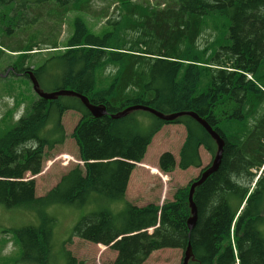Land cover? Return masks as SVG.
Returning <instances> with one entry per match:
<instances>
[{
	"label": "trees",
	"instance_id": "trees-1",
	"mask_svg": "<svg viewBox=\"0 0 264 264\" xmlns=\"http://www.w3.org/2000/svg\"><path fill=\"white\" fill-rule=\"evenodd\" d=\"M93 1L0 0V70H32L42 91H71L109 112L95 118L75 95L29 97L18 82L33 88L26 74L1 80L0 95L15 105L0 121V206L34 209L40 218L38 226L15 231L20 255L14 263L59 264L53 254L55 219L45 209H82L94 202L100 208L80 220L69 242L76 237L109 247L117 253L112 264H145L155 251L185 253L189 245V264H264V0H111L118 15L107 20L104 32L92 31L76 16L60 46L65 17L72 11L91 14ZM43 49L48 58L31 69ZM52 81L54 88L44 90ZM23 103V114L13 122ZM139 105L165 115L193 112L225 142L219 170L195 190L198 221L192 232L189 193L197 178L162 206L128 201L129 182L166 125H183L187 136L178 160L171 152L159 157L164 174L201 168L200 149L215 156L217 142L189 115L163 121L138 110L111 118ZM69 110L81 114L72 138L83 166L37 197L36 180L26 176L41 174L47 153L64 144ZM47 128L54 139L44 134ZM142 166L168 179L157 167ZM108 202L125 207L114 213L101 205ZM64 255L65 264H85L66 249Z\"/></svg>",
	"mask_w": 264,
	"mask_h": 264
},
{
	"label": "rangeland",
	"instance_id": "rangeland-1",
	"mask_svg": "<svg viewBox=\"0 0 264 264\" xmlns=\"http://www.w3.org/2000/svg\"><path fill=\"white\" fill-rule=\"evenodd\" d=\"M151 1L154 2V0ZM48 2L49 0H47L46 3ZM108 6H110L108 17L104 18V12H106ZM114 8L115 4H112L111 0H94L93 12L91 14L84 15L82 13H78L77 11L68 13L58 34L59 45L63 46L67 38L72 34L73 20L76 16H82L83 19L87 21L90 29L100 34L106 30L108 19L117 18V13L115 15L112 14L114 12ZM37 27L39 26H35L33 29L35 30L34 34ZM204 41L205 39L203 42ZM38 48H45V46L41 45V47ZM44 50L46 49H43V51H41L42 53L34 55L32 59L33 63L28 65L31 69H34L36 63L48 58L49 53ZM37 51L38 50L36 48L34 52ZM54 71L57 72V69H54L53 72ZM0 72H3L4 74V69L0 70ZM18 82L25 91V94L29 97H32L33 94H35L31 86H27L26 83H23V81ZM54 83V81L51 83H45L43 89L50 91L54 88ZM1 87L2 84L0 79V88ZM14 105L15 100L12 97L8 95H0V121L5 112L13 108ZM25 105L26 103H23L21 107L16 110L13 122H16L23 114ZM80 119L81 114L76 111L69 110L65 113L63 117V127L66 137L64 144H56L55 147L47 153L48 157L43 163L41 174L37 176L27 174V179L33 178L36 180L37 197L45 196L56 185H58L64 175L77 165L80 164L83 166V162L80 160L79 147L75 139L72 138V133ZM149 120L150 119H148V121ZM143 125H148V123ZM143 125L142 127L145 128L146 126ZM51 130L52 128H47L44 134L48 136V138L54 139L55 136L53 133H49ZM186 136V129L183 125H166L154 137L148 148L145 160L143 163L137 164L132 173L129 200L142 207L151 203L161 206L164 201L173 200L174 194L178 188L187 186L191 181L201 175L202 169L212 165L215 156L211 155L204 148H201V168H189L188 170L176 169L170 174H164L159 170V157L164 152H171L177 160L179 159V153L183 143L185 142ZM143 164L157 167L160 173L168 179L164 180L161 175L153 174L149 169L143 167ZM142 170H145L146 174H142ZM101 205H104L114 213L122 211L125 207L124 202H108L105 204L102 203ZM99 206V204L93 202L85 208L78 209L71 206L56 204L45 209V212L55 219L53 225V254L59 264L66 263L64 249L70 251L78 260L83 261L85 264H112L114 262L117 257V253L107 246L93 244L76 237L69 242L74 227L84 216L100 208ZM39 223L40 218L34 209H7L0 206V264H18L14 263L20 255V250L14 244L15 231L24 226H38ZM183 259V250L163 249L155 251L145 263L182 264Z\"/></svg>",
	"mask_w": 264,
	"mask_h": 264
},
{
	"label": "water",
	"instance_id": "water-1",
	"mask_svg": "<svg viewBox=\"0 0 264 264\" xmlns=\"http://www.w3.org/2000/svg\"><path fill=\"white\" fill-rule=\"evenodd\" d=\"M27 74L30 77V80L32 81L33 89H34L35 93L40 98L45 99V100H53V99L57 98L58 96L75 95L82 100L83 104L88 108V110L91 112V114L95 118H102L106 115H109V112L107 111V109L105 107L91 105L89 103V101L87 100V98H85L84 96H81L79 94H75L71 91H56V92H51V93L44 92L40 89V85H39L38 81L36 80L33 71H27ZM138 110H143V111L149 112V113L155 115L157 118H159L160 120H163V121H173V120L177 119L178 117L189 115V116L193 117L199 124H201L206 129V131L217 142L218 150L216 152V155L214 157V161H213L212 165L204 173H202L197 178L196 181H194L192 183L191 188H190L189 202H190V207H191V211H192V216L188 221V225H189L190 232H192L194 230V228L196 227L197 221H198V210H197L196 204L194 202L195 190L197 187H199L200 185L205 183L206 180L212 174H214L215 172H217L219 170V168L222 164V160H223L225 142L221 138V136L205 120H203L202 118H200L197 114H195L193 112H178V113H174V114H170V115H165V114L160 113V112H158L152 108L139 105V106H132L130 108H127L125 111L121 112L120 114L111 115V118L112 119H119V118L125 117L126 115H128L131 112L138 111ZM191 258H192V250H191V245H189V247L187 248V250L184 253V259H183L182 264H189V261L191 260Z\"/></svg>",
	"mask_w": 264,
	"mask_h": 264
},
{
	"label": "flooded vegetation",
	"instance_id": "flooded-vegetation-1",
	"mask_svg": "<svg viewBox=\"0 0 264 264\" xmlns=\"http://www.w3.org/2000/svg\"><path fill=\"white\" fill-rule=\"evenodd\" d=\"M11 73H13V74H15V75H18V76H23L24 74L28 75V74H27V70H26L24 73H17V72L14 70V68L11 67V68H8V69L4 72V74H3V72H0V79L2 80V79H4V78H6V77L9 76Z\"/></svg>",
	"mask_w": 264,
	"mask_h": 264
},
{
	"label": "crops",
	"instance_id": "crops-1",
	"mask_svg": "<svg viewBox=\"0 0 264 264\" xmlns=\"http://www.w3.org/2000/svg\"><path fill=\"white\" fill-rule=\"evenodd\" d=\"M159 162V161H158ZM142 174H146V171L145 170H142L141 172ZM130 189H131V179H130V182H129V186H128V190H127V200L130 201L131 203H133V201L129 200V192H130ZM136 200V199H135ZM135 205H137L136 203H133ZM139 206V205H137ZM139 207H142V206H139ZM149 232H152V229L149 231ZM146 264V263H145Z\"/></svg>",
	"mask_w": 264,
	"mask_h": 264
}]
</instances>
